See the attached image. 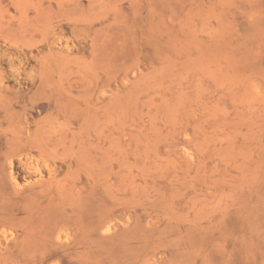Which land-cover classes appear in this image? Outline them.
I'll return each instance as SVG.
<instances>
[{
	"label": "rangeland",
	"instance_id": "1",
	"mask_svg": "<svg viewBox=\"0 0 264 264\" xmlns=\"http://www.w3.org/2000/svg\"><path fill=\"white\" fill-rule=\"evenodd\" d=\"M0 264H264V0H0Z\"/></svg>",
	"mask_w": 264,
	"mask_h": 264
}]
</instances>
